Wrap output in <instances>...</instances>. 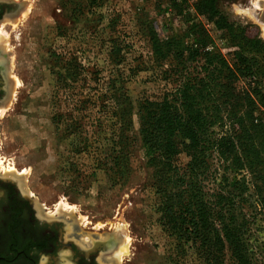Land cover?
<instances>
[{"label":"rangeland","instance_id":"1","mask_svg":"<svg viewBox=\"0 0 264 264\" xmlns=\"http://www.w3.org/2000/svg\"><path fill=\"white\" fill-rule=\"evenodd\" d=\"M13 1L20 12L0 23L11 91L0 108V177L16 182L39 216L64 221L65 240L85 249L111 240L110 251L96 256L100 262L202 264L194 247L168 237L138 129L146 100L161 99L181 78L177 63L154 55L150 26L165 39L195 19L214 38L209 49L228 56L227 41L192 3L177 16L170 0ZM219 1L232 20L259 25L264 37V0ZM188 160L181 153L174 161L185 167ZM213 163L218 184L223 171ZM8 166L25 172L16 176ZM252 239L257 264H264L263 214ZM59 255H49L52 264ZM225 264L234 263L227 257Z\"/></svg>","mask_w":264,"mask_h":264},{"label":"trees","instance_id":"2","mask_svg":"<svg viewBox=\"0 0 264 264\" xmlns=\"http://www.w3.org/2000/svg\"><path fill=\"white\" fill-rule=\"evenodd\" d=\"M189 3L230 51L209 49L214 38L195 19L165 39L150 26L154 55L177 63L181 78L161 99L146 100L138 134L168 237L194 247L202 264H225L227 257L257 264L252 235L264 215V37L259 25L232 20L219 0H170L168 9L186 16ZM181 153L189 158L185 167L174 161ZM214 161L223 171L218 184ZM228 171L239 179L232 183Z\"/></svg>","mask_w":264,"mask_h":264},{"label":"flooded vegetation","instance_id":"3","mask_svg":"<svg viewBox=\"0 0 264 264\" xmlns=\"http://www.w3.org/2000/svg\"><path fill=\"white\" fill-rule=\"evenodd\" d=\"M20 9L18 2L0 0V23L7 17L17 15ZM2 58L0 108H5L11 91L10 84L6 82L7 60ZM0 187L3 189L0 193V264H52L49 256L52 253H58L62 257L57 256L60 260L55 264H106L100 262L96 256L100 251H110L111 240L103 244L97 242L91 249H85L72 239L65 240L62 228L64 221L39 216L35 201L20 191L16 182L11 179L0 177ZM65 248L69 249V254H63ZM43 255L49 256L46 263L40 261Z\"/></svg>","mask_w":264,"mask_h":264},{"label":"bare ground","instance_id":"4","mask_svg":"<svg viewBox=\"0 0 264 264\" xmlns=\"http://www.w3.org/2000/svg\"><path fill=\"white\" fill-rule=\"evenodd\" d=\"M12 21V24H15V22L17 21L16 19L15 20H11ZM260 21H261V23H262V27H263V29H264V17L261 19L260 18ZM6 42H7V40H6V37L4 36V35H2V33H1V29H0V51H1V54H0V58H2V56H7L8 55V53H7V44H6ZM1 160H0V167H1ZM6 171L8 172V173H13L14 175L16 174V176H19V174L20 175H22V174H24V172L25 171H23V173H20L17 169H16V167H14V166H8L7 168H6ZM21 185V184H20ZM71 208L73 207V206H70ZM73 209V208H72Z\"/></svg>","mask_w":264,"mask_h":264},{"label":"water","instance_id":"5","mask_svg":"<svg viewBox=\"0 0 264 264\" xmlns=\"http://www.w3.org/2000/svg\"><path fill=\"white\" fill-rule=\"evenodd\" d=\"M34 203H35V202H34ZM36 206H37V205H36ZM99 242L102 243V244H103V243H106V241H99Z\"/></svg>","mask_w":264,"mask_h":264}]
</instances>
